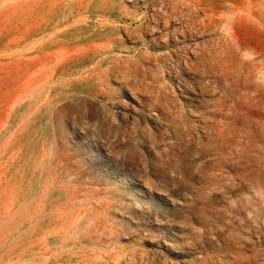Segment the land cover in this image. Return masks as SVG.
I'll return each instance as SVG.
<instances>
[{
    "label": "rangeland",
    "instance_id": "374dc122",
    "mask_svg": "<svg viewBox=\"0 0 264 264\" xmlns=\"http://www.w3.org/2000/svg\"><path fill=\"white\" fill-rule=\"evenodd\" d=\"M263 133L264 0H0V264H264Z\"/></svg>",
    "mask_w": 264,
    "mask_h": 264
},
{
    "label": "bare ground",
    "instance_id": "6f19581e",
    "mask_svg": "<svg viewBox=\"0 0 264 264\" xmlns=\"http://www.w3.org/2000/svg\"><path fill=\"white\" fill-rule=\"evenodd\" d=\"M196 1H197V0H196ZM186 3H187V2H186ZM224 3H225V2H224ZM211 4H213V3H211ZM167 6H168V5H167ZM167 6H166V7H167ZM188 6H189V4H188ZM161 8H162V7H161ZM200 8H201V7H200ZM210 9H211V8H210ZM161 11H163V10H161ZM167 11H168V10H167ZM190 11H191V10H190ZM188 13H189V12H188ZM162 14H163V13H162ZM199 14H200V13H199ZM196 15H198V14H196ZM217 15H218V14H217ZM164 16H165V14H164ZM188 16H189V15H188ZM207 16H208V15H207ZM184 17H185V16H184ZM199 17H200V16H199ZM213 17H214V16H213ZM172 18H173V16H172ZM190 18H191V17H190ZM200 19H201V18H200ZM185 20H186V18H185ZM196 22H197V21H196ZM161 23H162V22H161ZM161 23H160V24H161ZM157 24H158V23H157ZM166 24H167V23H166ZM166 24H165V25H166ZM176 24H177V23H176ZM203 24H204V23H203ZM165 25H164V26H165ZM191 25H192V24H191ZM220 25H221V23H220ZM220 25H219V26H220ZM165 27H166V26H165ZM173 27H174V26H173ZM166 28H167V27H166ZM197 28H198V27H197ZM203 28H204V27H203ZM185 29H187V28H185ZM191 29H192V28H191ZM191 29H190V30H191ZM164 30H165V29H164ZM195 30H196V29H195ZM171 31H172V30H171ZM179 31H180V30H179ZM186 31H188V30H186ZM196 31H197V30H196ZM169 33H170V32H169ZM179 33H181V32H179ZM186 33H187V32H186ZM195 33H196V32H194V34H195ZM199 33H200V32H199ZM179 35H180V34H178V36H179ZM184 35H185V34H184ZM178 36H177V37H178ZM186 36H187V35H186ZM194 36H195V35H194ZM199 36H201V34H199ZM203 36H204V35H203ZM179 38H181V37H179ZM189 38H190V37H189ZM193 38H194V37H193ZM197 38H199L198 35H197ZM197 38H196V39H197ZM173 40H174V39H173ZM182 40H183V39H182ZM186 41H187V39H186ZM181 43H182V42H181ZM183 43H184V41H183ZM225 44H226V43H225ZM175 45H176V44H174V46H175ZM172 47H173V46H172ZM175 48H176V47H175ZM187 48H188V47H187ZM165 49H166V48H165ZM179 49H180V48H179ZM177 50H178V49H177ZM188 50H189V49H188ZM182 51H183V50H182ZM196 52H197V51H196ZM182 53H183V52H182ZM187 54H188V53H187ZM187 54H186V55H187ZM190 54H191V53H190ZM205 54H206V53H205ZM194 55H195V53H194ZM195 56H196V55H195ZM205 56H206V55H205ZM100 57H101V56H100ZM103 58H104V57H103ZM186 58H187V57H186ZM207 58H208V57H207ZM93 59H94V58H93ZM194 59H195V58H194ZM100 60H101V59H100ZM212 60H213V59H212ZM173 62H174V61H173ZM187 62H188V61H187ZM194 62H195V61H194ZM90 63H91V62H90ZM207 63H208V62H207ZM226 63H227V62H226ZM190 64H192L191 61H190ZM94 65H95V64H94ZM192 65H193V64H192ZM201 65H202V64H201ZM234 65H235V64H234ZM234 65H233V67H234ZM193 66H194V65H193ZM228 66H229V64H228ZM189 67H190V65H189ZM191 67H192V66H191ZM87 68H88V67H87ZM90 68H91V67H90ZM192 68H193V67H192ZM196 68H197V67H196ZM84 70L86 71V69H84ZM80 73H82V72H80ZM80 73H79V74H80ZM230 73H231V72H230ZM206 75H207V74H206ZM231 77H232V73H231ZM95 78H96V77H95ZM205 81H207V79H205ZM205 84H206V83H205ZM213 85H214V84H213ZM92 86L95 87L96 85H92ZM96 87H97V86H96ZM96 87H95V88H96ZM204 87H205V85H204ZM238 87H240V86H238ZM95 91L98 92L99 89L96 88ZM237 91H238V90H237ZM234 92H235V90H234ZM244 92H245V91H244ZM98 94H99V93H98ZM249 94H250V93H249ZM66 95H67V94H66ZM79 95H80V94H79ZM247 95H248V94H247ZM81 96H83V95H81ZM87 96H88V95H87ZM231 96H232V95H231ZM231 96H230V97H231ZM74 97H75V95H74ZM113 99H114V98H113ZM64 100H65V99H64ZM83 100H84V99H83ZM84 101H85V100H84ZM165 102H166V101H165ZM239 102H240V101H239ZM206 112H207V111H206ZM112 114H113V113H112ZM190 118H191V117H190ZM202 118H203V117H202ZM198 123H199V122H198ZM206 126H207V125H206ZM212 126H213V125H212ZM197 127H198V126H197ZM200 127H201V126H200ZM251 131H252V130H251ZM126 134H128V133H126ZM263 134H264V133H263ZM123 135H124V134H123ZM209 135H210V134H209ZM230 135H231V134H230ZM226 137H227V136H226ZM124 138H125V137H124ZM156 139H157V138H156ZM195 139H196V138H195ZM215 139H216V138H215ZM214 148H215V147H214ZM154 149H155V148H154ZM213 150H214V149H213ZM222 154H223V153H222ZM160 155H161V154H160ZM160 157H161V156H160ZM163 158H164V156H163ZM220 159H222V158H220ZM160 164H161V163H160ZM192 165H193V164H192ZM158 166H159V165H158ZM200 168H201V167H200ZM217 168H218V167H217ZM220 168H221V167H220ZM176 169H177V168H176ZM178 169H179V168H178ZM198 169H199V168H198ZM202 170H203V169H202ZM226 170H227V169H226ZM181 171H182V170H181ZM181 171H180V172H181ZM183 171H184V170H183ZM156 172H157V171H156ZM201 172H202V171H201ZM223 172H225V171H223ZM194 173H195V172H194ZM177 175H178V174H177ZM221 175H222V174H221ZM191 177H192V176H191ZM191 177H190V179H191ZM196 177H197V176H196ZM162 179H163V178H162ZM193 179H194V178H193ZM218 179H219V178H218ZM191 180H192V179H191ZM165 185H166V184H165ZM206 214H207V213H206Z\"/></svg>",
    "mask_w": 264,
    "mask_h": 264
}]
</instances>
